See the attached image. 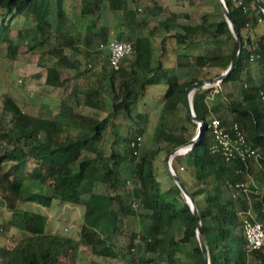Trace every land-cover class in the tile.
Segmentation results:
<instances>
[{
  "label": "trees",
  "instance_id": "1",
  "mask_svg": "<svg viewBox=\"0 0 264 264\" xmlns=\"http://www.w3.org/2000/svg\"><path fill=\"white\" fill-rule=\"evenodd\" d=\"M65 1L0 0V50L6 44L9 55L0 58L14 62L20 44L27 42V52L39 55L45 84L64 90L60 96L61 107L69 111L67 116L45 118L26 111L10 92L2 96L0 213L3 209L11 212L6 229L15 228L21 236L13 246L0 245V264H72L65 255L73 252L74 245L48 231L46 214L35 211L26 214L20 210L23 203L29 202L47 209L56 202L85 206L86 220L93 219L97 210L102 211L98 230L85 224L80 232V243L105 259L101 264H111V259H121L124 264H205L197 235V217L176 182L168 187L163 185L158 158L162 151L169 156L191 140L187 126L176 129L169 122L170 116L184 109L187 120L199 126L189 112L187 89L229 68L236 43L229 23L224 14L219 21H210L203 14L200 23H183L178 12H171L160 21V28L166 32L164 42L169 40L172 47L202 45L225 36L234 39L231 51L206 50L197 56L196 65L188 53L179 54L177 68L195 67L199 71L198 77L181 80L175 69L166 70L161 61H154L151 38L145 35L149 19L140 15L139 4L131 7L127 0H80L79 18L85 21V40L80 46L76 36L64 30L71 22ZM225 1L243 43L239 62L235 71L218 86L194 93L195 112L206 128L189 152L174 158L173 167L198 206L210 264H264V247L250 251L244 233L237 232L244 222L234 219L243 213L249 220L264 224V99L261 94L264 80L258 84L250 69L253 64L264 68V12L257 0ZM260 1L264 4V0ZM104 9L122 11L123 25L128 32L119 31L117 39L131 40L134 57L126 58L119 69H114L107 52L103 56V77L90 82L84 99L72 100L65 95L62 73L77 69L80 74H86L90 69L88 65L82 68L81 56L97 61L103 54L94 47V41L99 37L101 46L109 40L107 28L100 25ZM20 17H34V23L29 35L23 28L19 30V44L10 32L13 22ZM57 33L62 41L49 47V41L56 40ZM252 55L260 57L251 61ZM215 67L221 71L211 76V69ZM164 77L167 87L162 95L163 108L153 134L156 146L147 148L139 156L141 136L145 133L144 128H139L124 138V149H117V143L106 138L109 133L116 136L111 120L120 112L134 118L135 105L145 98L148 87L161 84ZM237 82H240L239 96L235 89L226 93L219 89L223 84ZM212 95L217 104L214 111H207L204 103ZM108 98L113 110L102 116ZM138 116L146 117L141 113ZM214 119H219L228 130L238 123L250 145L257 150L258 159L227 161L221 153L212 152L215 139L210 125ZM256 161L258 171L254 166ZM9 162L14 164L5 170L4 163ZM27 178L36 182L40 191L27 190ZM249 178L257 182L251 194L247 193V187L236 186L238 183L246 186ZM97 184L105 185L107 192H94ZM204 194L202 205L198 198ZM127 199L138 201L151 211L139 212L126 203ZM113 202L118 205L117 215L113 229L108 231L106 221ZM250 211L255 213V218ZM127 216L136 217L140 229L134 228L128 233L127 251L122 252L117 249L113 236L123 234ZM139 239L145 243L143 255L136 252ZM191 246L194 260L187 258Z\"/></svg>",
  "mask_w": 264,
  "mask_h": 264
},
{
  "label": "rangeland",
  "instance_id": "2",
  "mask_svg": "<svg viewBox=\"0 0 264 264\" xmlns=\"http://www.w3.org/2000/svg\"><path fill=\"white\" fill-rule=\"evenodd\" d=\"M128 5L136 7L139 4L140 15L147 16L149 19V29L145 31V35H149L151 38L152 49L154 52V61L157 63L161 61L166 70L175 69L179 74L181 80L191 79L198 77L199 71L195 67L177 68V60L179 54L188 53L190 60L196 65V58L200 53L208 50L218 49L220 51H231L234 45V39L231 37H223L222 40H212L202 45H183L175 44V47L170 46L169 40L164 42L165 31L160 28V21L164 20L171 12L179 13V21L189 24H197L201 21L203 14L207 15L210 21H219L223 17V11L219 7V0H127ZM138 1V2H137ZM80 0H66L65 9L71 17V22L64 28L65 32L76 36L77 42L80 46L85 40V21L80 17ZM146 7L149 9L146 10ZM27 17V16H26ZM34 23V17L17 18L13 24V28L10 32L11 37L15 42L20 44L19 30L23 28L24 33L30 34L32 31L31 25ZM100 25L104 26L108 30V42L118 40L117 33L128 32L123 25L122 11L112 12L111 10L104 9L100 20ZM82 31V32H81ZM81 32V33H80ZM58 37L51 39L48 46H52L62 41V37L57 33ZM55 37V36H54ZM99 37L96 36L94 41V47L99 51H103V54L99 56L98 60H87L81 56L83 67L89 66V71L86 74H80L77 69H67L62 73V77L65 82L66 92L65 95L72 100H76L77 97L84 99V91L87 89L91 81L97 77H103L105 74L103 66L105 65L104 55L107 54L105 50L99 48ZM128 41H131L128 38ZM27 42H22L19 46L17 53V59L12 62L10 60H4L0 58V115L2 113V96L5 92H10L17 97L23 108L35 115H39L45 118H60V115L67 116L69 111L63 110L61 107V93L63 89H56L48 87L45 84V74L42 67L39 66L38 54H32L27 52ZM8 55L6 44L3 45L0 50V57L5 58ZM182 56V55H181ZM134 55L129 58H133ZM187 60V57H183ZM251 75L253 79L258 83L264 80V68L259 67L257 64H253L251 67ZM219 67L211 69V76L220 72ZM213 78V77H212ZM166 78L162 79V83L158 85H152L148 87L146 96L143 100L135 105L133 117H128L124 112L118 113V115L111 120L113 125L112 129L115 131L116 136L113 133L107 134L106 138L110 141L114 140L117 145V149H124V138L132 130L144 128L145 133L141 136L139 156L141 157L147 148L155 147L156 143L153 140V134L162 113L163 108V93L166 90ZM107 86L108 82L105 81ZM240 82L226 83L219 86V89L223 92H229L235 89L236 96L240 95L239 91ZM217 92V90H216ZM217 101L214 96H210L204 103V108L207 111H214ZM112 101L108 98L106 101L105 112L102 116H106L108 112L112 111ZM145 114V119L139 117V114ZM169 122L176 129L182 125L187 126V134L192 139L198 136L199 126L189 122L186 118V112L184 109L176 112L169 117ZM196 123V122H195ZM198 124V123H197ZM168 156L165 151H162L158 158L160 167V180L165 187L171 186L175 183L170 177V171L167 166ZM14 162L4 163L5 170H8ZM33 164V162H30ZM255 170L260 169L257 161L255 162ZM131 186H134L131 183ZM257 187L256 180L249 178L246 187L249 194L253 192V187ZM25 188L30 191H40V186L30 179L25 180ZM94 192L106 193L107 188L105 185L97 184L94 187ZM206 194L199 197V202L204 205V197ZM88 198V196H84ZM126 203L130 204L135 210L142 213H149L151 209L147 206L141 205L138 201L130 199L126 200ZM117 203L113 202L111 210H109V218L106 221V230L111 231L114 227V222L117 215ZM24 213L29 214L31 212H40L46 214L49 217L48 231L50 233L57 234L65 242H70L74 245L73 252H69L65 255V259L72 264H101L105 262V259L97 254H94L92 249L86 245L80 243V232L83 225H89L93 229L98 230L102 218V211L97 210L95 216L91 220L85 219V206L74 205L71 203L59 204L54 203L51 209H47L35 202L23 203L20 207ZM250 215L256 217L253 211H250ZM11 212L7 209H3L0 213V245L13 246L15 242L20 238L21 233L15 229H6L5 224L9 221ZM245 218L243 213L238 214L234 219L242 220ZM126 226L123 234H116L113 236V241L119 251L126 252L128 247L129 236L128 233L134 228L140 229L138 219L134 216H127L125 218ZM237 232L243 235V225L237 228ZM193 246L190 247L187 258L194 260L192 255ZM136 252L138 255L145 253V243L139 239L137 241ZM111 264H124L121 259H111Z\"/></svg>",
  "mask_w": 264,
  "mask_h": 264
},
{
  "label": "built area",
  "instance_id": "3",
  "mask_svg": "<svg viewBox=\"0 0 264 264\" xmlns=\"http://www.w3.org/2000/svg\"><path fill=\"white\" fill-rule=\"evenodd\" d=\"M100 48L108 52L110 65L114 69H119L121 63L128 57L134 55L135 48L130 41H111L102 43ZM260 55H252L251 61H255ZM218 86V85H216ZM218 91V90H217ZM264 99V92L261 91ZM215 144L212 147V152L221 153L227 161L241 159L243 161H252L258 159L257 150L250 145L246 134L242 131L238 123H235L231 129H226L222 126L219 119H214L211 122ZM184 152L186 154L189 152ZM238 188H245L244 183H238ZM248 191L247 188H245ZM243 233L246 238L247 248L252 251L264 247V224L259 220L243 219Z\"/></svg>",
  "mask_w": 264,
  "mask_h": 264
},
{
  "label": "water",
  "instance_id": "4",
  "mask_svg": "<svg viewBox=\"0 0 264 264\" xmlns=\"http://www.w3.org/2000/svg\"><path fill=\"white\" fill-rule=\"evenodd\" d=\"M257 2L264 12V4L260 0H257ZM219 3H220V6L222 8L223 14L226 18V21L229 23L231 31L235 37V42H236L235 43V54H234V57L232 59V62L230 64L229 68L225 72H223L221 75H219L217 77H213L211 79L200 80V81L194 83L192 86H190L187 89L186 98H187L189 112H190V115L192 117V120L194 122L198 123V125H199V134L197 137L190 140L186 144L174 149L170 153V155L168 156V161H167V166H168V169L170 171V174L172 175L175 182L177 183V185L180 187V189L184 193V195L187 199V202L189 203L192 211L194 212V214L197 217V220H198L197 235H198V240L200 242V246H201V249L203 252L205 264H210V252H209L208 242H207L206 237H205L204 232H203L202 221H201L202 218H201V215L199 213L198 206L196 204L195 199L193 198L190 191L187 189L186 185L184 184V182L182 181L180 176L175 171V169L173 167V160L177 155H182V154H184V152L191 149L198 142V140L201 138V136L203 135L204 130L206 128L205 122L202 119H200V117L195 112L194 105H193L194 93L200 89H205V88H208L211 86L219 85L225 78H227L232 72H234L235 69L237 68L239 58H240V55H241V52L243 49V43H242V39L240 36L239 29L235 25V23L232 19V16H231V13L229 11V8L227 6L226 1L225 0H219Z\"/></svg>",
  "mask_w": 264,
  "mask_h": 264
}]
</instances>
